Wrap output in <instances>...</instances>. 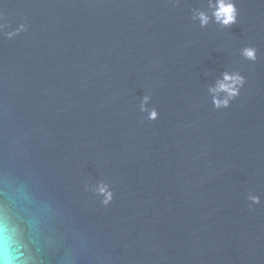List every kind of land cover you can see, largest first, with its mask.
Returning a JSON list of instances; mask_svg holds the SVG:
<instances>
[{
    "label": "water",
    "instance_id": "1",
    "mask_svg": "<svg viewBox=\"0 0 264 264\" xmlns=\"http://www.w3.org/2000/svg\"><path fill=\"white\" fill-rule=\"evenodd\" d=\"M237 6L221 29L192 19L207 0H0L16 264H264V0ZM226 69L247 82L218 110L207 86Z\"/></svg>",
    "mask_w": 264,
    "mask_h": 264
},
{
    "label": "clouds",
    "instance_id": "2",
    "mask_svg": "<svg viewBox=\"0 0 264 264\" xmlns=\"http://www.w3.org/2000/svg\"><path fill=\"white\" fill-rule=\"evenodd\" d=\"M179 2V0H176ZM207 9H194L192 19L198 21L201 28H206L210 23H215L221 29L230 28L238 23L239 8L237 0H207ZM3 19V13H0V20ZM7 25L0 22V31H3ZM26 24H20L15 31L7 32V36L13 37L20 31L26 30ZM258 49L255 46L248 45L240 49V55L246 60L255 62L258 60ZM247 82V78L239 71L224 70L215 80L207 86V91L211 97V103L215 109L229 108L232 102L240 95L241 89ZM152 100L150 93L145 94L140 101L139 110L147 113L145 119L155 121L159 119L160 113L157 107H149ZM96 191L103 196L102 203L107 206L114 199V191L111 185L101 180ZM248 200L253 204H260L261 197L249 193ZM17 231L15 228L0 223V264H16L18 257L16 254Z\"/></svg>",
    "mask_w": 264,
    "mask_h": 264
}]
</instances>
